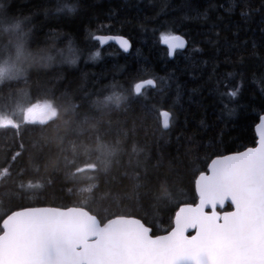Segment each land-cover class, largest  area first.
<instances>
[{
    "label": "trees",
    "instance_id": "1",
    "mask_svg": "<svg viewBox=\"0 0 264 264\" xmlns=\"http://www.w3.org/2000/svg\"><path fill=\"white\" fill-rule=\"evenodd\" d=\"M60 2L7 0L6 8L0 10V66L4 57L21 50L41 54L46 64L25 71L27 63L22 60L15 63L12 76L0 77V115L14 114L15 107L45 100L58 109L56 119L43 128L23 121L19 122V130L0 128V173L8 169L0 178V223L19 206H83L102 222L114 213H123L143 218L153 234L167 232L178 206L197 201L196 177L207 170L216 154L255 145L254 125L264 113V97L252 83L253 76L260 75L259 61L247 59L242 78L228 77L227 73L238 71L228 61L247 57L253 41L259 44L260 16L253 14L251 20L246 19L239 7L226 12L224 9L234 0H190L195 11L182 7L185 0H78L74 13L57 12ZM259 3L252 0L253 7H259ZM221 4L224 8L219 7ZM197 12L207 18H197ZM216 32L220 33L218 38ZM169 33L182 34L188 40L187 48L177 50L173 57L159 39L161 34ZM97 34L124 35L130 39L131 49L125 52L112 43L99 46L91 39ZM75 48L79 51L76 54ZM70 50L75 64L46 59L55 55L61 59ZM96 50L101 52L100 57L90 58ZM149 78L155 79L156 86L142 90L145 104L172 112L171 129H163L155 110L145 111L143 105L136 104L135 115L143 119L137 120L135 131L125 137L116 119L121 115L119 110L105 108L96 113L89 106L90 100L96 99L93 94L107 95L112 85H118V91H127L133 83ZM241 80L236 112L229 117L222 113L215 88L222 81L220 91H227ZM77 104L81 107L73 108ZM86 115L89 120L84 123ZM201 129L206 131V135L201 132L205 147L196 155L182 156L173 171L167 167L160 170L162 181L170 177L166 181L170 200L116 199V193H123L127 185V181L121 182V173L132 170L129 159L135 160L131 154L133 143L150 153L152 160L147 163L151 173V163L165 141L171 145L166 152L175 156L176 137L191 136ZM37 140L43 148L33 147ZM98 142L119 149L107 166L105 157L97 151ZM21 144L24 152L13 160L22 151ZM36 164L39 171H35ZM90 164H96V172L85 167ZM73 172L77 174L73 176ZM30 181L45 186L36 190L20 187ZM94 183L97 187L92 192L82 191ZM151 187L160 192L159 182L152 181ZM229 209L227 204L223 210Z\"/></svg>",
    "mask_w": 264,
    "mask_h": 264
},
{
    "label": "snow or ice",
    "instance_id": "2",
    "mask_svg": "<svg viewBox=\"0 0 264 264\" xmlns=\"http://www.w3.org/2000/svg\"><path fill=\"white\" fill-rule=\"evenodd\" d=\"M6 6L7 0H0V10ZM78 7V0H61L56 11L74 13ZM165 7L166 4L162 6V10ZM182 7L195 11L190 0H185ZM219 7L224 8V5ZM237 7L241 9L240 15L246 19L251 20L253 14L260 16V42L257 44L253 41L252 51L247 57L241 55L236 61H228L238 71L227 73V76L239 75L242 78L246 60L258 59L261 71L259 76H253L252 83L258 86L259 94L264 97V52H259L260 48H264V0H260L259 7H253L252 0H234L232 6L224 10L231 13ZM201 15L207 18L206 14L197 12V18ZM215 27L214 25L213 28ZM235 35L239 39L238 32ZM215 36L218 38L220 33L216 32ZM91 39L99 46L115 41L125 52L131 48L129 40L122 35H93ZM159 39L166 45L170 56L175 55L178 49L188 46V41L177 34H161ZM209 43L213 41L210 40ZM100 55L101 52L96 50L91 53L90 58L98 59ZM46 59L51 62L55 58L48 56ZM68 62L75 64V55ZM215 68L216 65L213 64V70ZM6 71L7 69L0 68V75ZM155 83V79L140 80L133 83L127 91H118L119 86L112 85L107 95L93 94L96 99L90 100L89 106L96 113L105 108L119 110L121 115L116 119L123 126L121 133L125 137L135 131L137 120L143 119L135 115L133 105L136 104L143 105L145 111L155 110L163 117V129H171L174 123L172 112L160 111L154 106L148 108L145 104L146 97L142 90L145 85L154 86ZM221 83L222 81L217 82L215 92L220 98L222 113L230 117L236 112L235 104L241 94L243 82L241 80V83L232 85L227 91H220ZM79 107L80 104L73 106ZM57 115L56 106L45 100L25 111L23 123L43 128L54 121ZM130 116L131 127L128 126ZM88 120L89 117L84 116V123ZM20 126L0 115V128L19 130ZM202 131L206 135V131L201 129L191 136L182 134L176 137L175 156L166 152V148L171 145L165 141L164 147L157 150L151 163V173L147 163L152 160L150 153L133 143L131 154L135 160L129 159L132 170L126 169L121 173V182L127 181V185L123 193H116V199L170 200L166 183L170 177H164L162 181L160 170L167 167L173 171L174 165L181 162L182 156L196 155L203 149L205 145ZM254 132L255 146L228 155L216 154L207 166V171L199 173L196 180L199 202L195 205L186 203L178 206L167 234L154 235L144 219L134 215L114 213L101 222L86 207L19 206L0 223V264H264V115L258 117ZM42 137L43 134L41 139ZM33 147L43 148L44 145L37 140L33 142ZM20 148L22 151L17 152L12 157L13 160L24 152L23 144ZM118 150L116 145L97 144V151L105 157L106 166L110 163L109 158ZM85 167L93 173L97 171L96 164ZM80 170L77 169V172ZM7 171V168L4 169L5 173ZM35 171H39V164L35 165ZM76 174L72 173L73 176ZM152 181L159 182V193L151 187ZM44 186V183L31 181L20 185L27 190L41 189ZM96 187L94 183L82 191L92 192ZM226 204L230 205V211L223 210ZM190 230H194L193 235H187Z\"/></svg>",
    "mask_w": 264,
    "mask_h": 264
},
{
    "label": "rangeland",
    "instance_id": "3",
    "mask_svg": "<svg viewBox=\"0 0 264 264\" xmlns=\"http://www.w3.org/2000/svg\"><path fill=\"white\" fill-rule=\"evenodd\" d=\"M18 52V51H17ZM17 52H13V53H10L9 55H7L6 57H4L1 61H2V65L0 66V68H5L7 69L6 72H4L2 74V76L0 75V77L2 79H5V78H8L10 76H12L14 74L13 70L15 69L14 65L16 62H22V60L26 61V63H28V57L25 56L23 59L21 58H18L17 57ZM78 49L75 48V54L78 53ZM29 53V52H27ZM71 55H72V51L70 50L68 53H64L62 56H61V59H60V56L59 57H55L53 56L57 61V59H59L60 61L63 60V61H68L70 58H71ZM45 59V57H43ZM37 102H40V101H36V102H32V103H27L23 108H20V106L18 107H15L16 110H14V114H12V112L9 114V113H1V115L5 116L6 118L14 121V122H17L19 123L20 121H23V116L25 114V111L30 109L34 104H36ZM16 113V115H15ZM5 174L4 170L0 173V178Z\"/></svg>",
    "mask_w": 264,
    "mask_h": 264
},
{
    "label": "water",
    "instance_id": "4",
    "mask_svg": "<svg viewBox=\"0 0 264 264\" xmlns=\"http://www.w3.org/2000/svg\"><path fill=\"white\" fill-rule=\"evenodd\" d=\"M97 35H101V34H97ZM107 35H113V36H119V35H121V34H107ZM177 35H181V36H183L186 40H187V38L184 36V35H182V34H179V33H177ZM122 36H124V35H122ZM126 39H128L129 40V42H130V44H131V46H132V43H131V41H130V39L129 38H127L126 36H124ZM188 41V40H187ZM115 44L116 46H118L120 49H122L121 47H120V45L117 43V42H115V41H111V42H109L108 44ZM161 44L163 45V46H165L166 47V45H164L162 42H161ZM107 45V44H106ZM131 49V48H130ZM130 49L127 51V52H129L130 51ZM123 50V49H122ZM178 50H184V49H178ZM124 51V50H123ZM174 56V55H173ZM173 56H171V57H173ZM149 79H153V78H149ZM146 80V79H145ZM146 86H148V85H145V87ZM156 86V83H155V85L154 86H152V87H155ZM162 111H169L168 109H163ZM261 115H264V113L263 114H261ZM162 119H163V117H161V122H162ZM258 123V122H257ZM253 146H255V145H253ZM253 146H249V147H253ZM243 150H245V148L244 149H242V150H239V151H243ZM233 152H236V151H233ZM233 152H229V153H226V154H224V155H228V154H231V153H233ZM215 157H213L212 159H214ZM211 162V161H210ZM210 162H209V164H210ZM208 164V165H209ZM207 171V170H206ZM198 176H199V174H198ZM198 176L196 177V180L198 179ZM196 180H195V187H196ZM196 192H197V189H196ZM197 195H198V199H197V201L195 202V203H190V202H185V203H182V204H180V206H182L183 204H192V205H195V204H197L198 202H199V194H198V192H197ZM227 205V204H226ZM225 205V206H226ZM224 206V207H225ZM31 207H57V206H48V205H43V206H31ZM69 207H74V206H69ZM76 207H83V206H76ZM88 210V209H87ZM178 210V209H177ZM218 211H220L219 210V208L217 209ZM231 209H229V210H224V211H230ZM89 211V210H88ZM93 216H95V217H97L98 219H99V217L96 215V214H94L93 212H91V211H89ZM137 217V216H136ZM6 218V217H5ZM137 218H139V217H137ZM100 221H101V219H99ZM102 222V221H101ZM147 226H149L148 224H147ZM149 227H151V226H149ZM165 234H167V232H164V233H160V234H158V235H165ZM194 234V230H190L188 233H187V235H193ZM154 235H156V234H154Z\"/></svg>",
    "mask_w": 264,
    "mask_h": 264
},
{
    "label": "clouds",
    "instance_id": "5",
    "mask_svg": "<svg viewBox=\"0 0 264 264\" xmlns=\"http://www.w3.org/2000/svg\"><path fill=\"white\" fill-rule=\"evenodd\" d=\"M25 56L28 57V63L25 66V71L31 70L32 68H43L46 67L44 58L39 53H25L24 51H18L17 57L23 59Z\"/></svg>",
    "mask_w": 264,
    "mask_h": 264
}]
</instances>
